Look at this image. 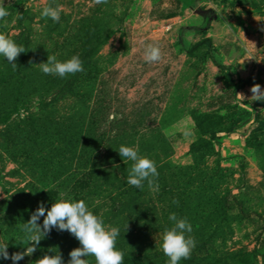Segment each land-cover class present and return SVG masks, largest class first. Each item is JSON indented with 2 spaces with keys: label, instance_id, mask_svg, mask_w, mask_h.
Returning a JSON list of instances; mask_svg holds the SVG:
<instances>
[{
  "label": "rangeland",
  "instance_id": "rangeland-1",
  "mask_svg": "<svg viewBox=\"0 0 264 264\" xmlns=\"http://www.w3.org/2000/svg\"><path fill=\"white\" fill-rule=\"evenodd\" d=\"M192 2L3 0L0 32L26 49L15 66L0 57V242L10 255L26 247L22 227L39 204L64 195L119 227L123 264H166L170 212L187 217L196 241L179 264H264V102L250 92L264 88V0ZM46 4L61 6L59 21L40 16ZM150 43L158 62L143 59ZM48 54L79 55L84 70L44 74ZM121 144L155 162L151 185L127 184ZM78 246L53 228L18 264L45 254L67 264Z\"/></svg>",
  "mask_w": 264,
  "mask_h": 264
},
{
  "label": "clouds",
  "instance_id": "clouds-1",
  "mask_svg": "<svg viewBox=\"0 0 264 264\" xmlns=\"http://www.w3.org/2000/svg\"><path fill=\"white\" fill-rule=\"evenodd\" d=\"M95 2L100 4L103 0H95ZM61 12L60 5L46 4L40 10V16L55 22L60 20ZM9 14L3 0H0V20ZM25 51L24 46L0 32V57L15 66L16 58ZM161 57L162 52L158 45L150 43L144 47L145 62H158ZM37 65L44 74L61 78L84 70L82 60L75 54L63 60L58 59L54 54H48L47 60ZM250 92L252 101L264 102V88L259 84L252 85ZM190 134L189 130L184 131V135ZM117 150L124 162H132L126 177L127 184L142 190L145 181L151 185L154 178L159 175L155 162L151 158L140 155L138 146L121 144ZM173 203L178 201L174 200ZM41 217H43L42 226L39 223ZM168 220L172 224L170 227L166 226L160 234V248L168 257L166 264H179L181 259H187L190 256L192 249L196 246L194 237L189 235L193 231V226L187 217H178L175 212L169 213ZM53 228L58 231L66 230L79 241L80 246L70 250V259L67 264H89L86 259L89 256L95 258V264H123L124 254L116 247L117 237L120 235L119 227L105 226L103 218L91 211L84 199L64 195L55 199L48 208L44 203H40L31 213L30 219L22 227L27 237V244H24L26 247L23 251L13 252L10 255L7 251L8 243L0 242V259H10L12 264H18L25 255H31L36 250L41 238ZM36 261L37 264H64L60 254H45Z\"/></svg>",
  "mask_w": 264,
  "mask_h": 264
},
{
  "label": "trees",
  "instance_id": "trees-1",
  "mask_svg": "<svg viewBox=\"0 0 264 264\" xmlns=\"http://www.w3.org/2000/svg\"><path fill=\"white\" fill-rule=\"evenodd\" d=\"M182 1V3H183V5L184 6H188V7H191V8H193L194 7V3L192 2V1H194V0H181ZM208 25V19H207V21L204 23V25L203 26H201V27H199V28H197V30H200V31H202V30H204V28L206 27Z\"/></svg>",
  "mask_w": 264,
  "mask_h": 264
},
{
  "label": "water",
  "instance_id": "water-1",
  "mask_svg": "<svg viewBox=\"0 0 264 264\" xmlns=\"http://www.w3.org/2000/svg\"><path fill=\"white\" fill-rule=\"evenodd\" d=\"M196 10H198V9H196Z\"/></svg>",
  "mask_w": 264,
  "mask_h": 264
}]
</instances>
